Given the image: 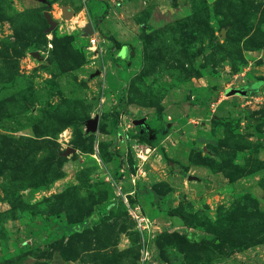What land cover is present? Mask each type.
I'll return each instance as SVG.
<instances>
[{
    "label": "rangeland",
    "instance_id": "1",
    "mask_svg": "<svg viewBox=\"0 0 264 264\" xmlns=\"http://www.w3.org/2000/svg\"><path fill=\"white\" fill-rule=\"evenodd\" d=\"M0 264H264V0H0Z\"/></svg>",
    "mask_w": 264,
    "mask_h": 264
},
{
    "label": "water",
    "instance_id": "2",
    "mask_svg": "<svg viewBox=\"0 0 264 264\" xmlns=\"http://www.w3.org/2000/svg\"><path fill=\"white\" fill-rule=\"evenodd\" d=\"M39 1H44V0H39ZM62 12H63V16L64 17H69L72 15V10L69 8V7H63L62 9ZM44 16L47 20V22L50 24V26H54L55 25V22L51 19L50 15L45 12L44 13ZM81 32L83 35L87 36V35H90L92 33H94V28L91 24V22H87L81 29ZM32 55L33 56H37L38 57V54L36 52H32ZM98 73V72H96ZM225 94L226 95H235V94H241V95H245L246 94V91L245 90H241L239 88H229L227 90H225ZM133 123L138 127L140 128V131H142V128L145 129V131H147L148 129V124L146 123L145 119L144 118H140V119H134L133 120ZM97 124H98V116H94L92 118H88L85 122V127L88 131H95L96 128H97Z\"/></svg>",
    "mask_w": 264,
    "mask_h": 264
},
{
    "label": "built area",
    "instance_id": "3",
    "mask_svg": "<svg viewBox=\"0 0 264 264\" xmlns=\"http://www.w3.org/2000/svg\"><path fill=\"white\" fill-rule=\"evenodd\" d=\"M96 45H97V40L95 39V37L94 36L93 37H90L89 38V47L88 48L91 49V48H93ZM147 149H149V148H147ZM147 149H146V151H147ZM139 152L141 153L142 151H139ZM136 157L138 159H141L137 155H136ZM145 173H146L145 167H143V166L137 167V169H135V174L133 175V178L131 179V183H134V180H135L136 177H138V176H144ZM133 211H135V209ZM134 216H135L134 218L137 219L138 222H140L142 220L145 221V219H143L142 217H139V216H136V215H134Z\"/></svg>",
    "mask_w": 264,
    "mask_h": 264
},
{
    "label": "trees",
    "instance_id": "4",
    "mask_svg": "<svg viewBox=\"0 0 264 264\" xmlns=\"http://www.w3.org/2000/svg\"><path fill=\"white\" fill-rule=\"evenodd\" d=\"M221 35L223 36V33H222V32H221L220 36H221ZM111 40H112V39H111ZM121 97H122V96L120 95V96H119V99H118L119 101H121V100H120ZM119 101H118V102H119ZM121 102H123V100H122ZM138 135L141 136V135H143V133L140 134V133L138 132ZM144 136H145V135H144ZM87 219H88V218H85L84 221L87 220ZM89 220H90V222H91L92 218H89ZM81 223H82V222H81ZM85 226H88V225H85ZM82 227H84V225L80 226V228H82ZM80 228H79V229H80ZM77 230H78V229H77ZM160 234L165 236V235H167V232H166V231H163V232H161Z\"/></svg>",
    "mask_w": 264,
    "mask_h": 264
},
{
    "label": "flooded vegetation",
    "instance_id": "5",
    "mask_svg": "<svg viewBox=\"0 0 264 264\" xmlns=\"http://www.w3.org/2000/svg\"><path fill=\"white\" fill-rule=\"evenodd\" d=\"M143 133H145V134H148L149 133V131L147 130L146 132L145 131H143Z\"/></svg>",
    "mask_w": 264,
    "mask_h": 264
},
{
    "label": "crops",
    "instance_id": "6",
    "mask_svg": "<svg viewBox=\"0 0 264 264\" xmlns=\"http://www.w3.org/2000/svg\"><path fill=\"white\" fill-rule=\"evenodd\" d=\"M72 10V9H71ZM134 191H135V189H134Z\"/></svg>",
    "mask_w": 264,
    "mask_h": 264
},
{
    "label": "bare ground",
    "instance_id": "7",
    "mask_svg": "<svg viewBox=\"0 0 264 264\" xmlns=\"http://www.w3.org/2000/svg\"><path fill=\"white\" fill-rule=\"evenodd\" d=\"M74 19V18H73Z\"/></svg>",
    "mask_w": 264,
    "mask_h": 264
}]
</instances>
